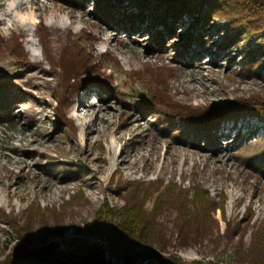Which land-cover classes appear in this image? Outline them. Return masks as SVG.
Instances as JSON below:
<instances>
[{"label":"rangeland","instance_id":"rangeland-1","mask_svg":"<svg viewBox=\"0 0 264 264\" xmlns=\"http://www.w3.org/2000/svg\"><path fill=\"white\" fill-rule=\"evenodd\" d=\"M100 2L28 0L23 25L0 33V207L10 212L0 214V264L35 263L50 245L66 257L74 242L123 264L88 224L106 205L142 199L168 228L173 207L207 200L228 251L173 240L159 254L168 264H227L232 244L264 230V33L224 46L235 33L225 18L163 24L137 4ZM93 236L107 246L88 244Z\"/></svg>","mask_w":264,"mask_h":264},{"label":"trees","instance_id":"trees-1","mask_svg":"<svg viewBox=\"0 0 264 264\" xmlns=\"http://www.w3.org/2000/svg\"><path fill=\"white\" fill-rule=\"evenodd\" d=\"M103 1L111 4V0H101V2ZM117 1L121 8L120 0ZM125 1L134 6L137 4L140 15L142 12L144 17H155L163 24L167 20V16L175 17L180 14L192 18L194 22L203 16L212 19L225 18L228 21V29L230 28L235 33L233 35L226 34L227 43L224 46L232 47L234 43L239 42L240 38L244 40V36L251 34V31H254V34L259 31L264 33V0H136V4L134 0ZM160 7L162 8L158 14L157 11ZM249 51L250 53L251 51L255 52L254 49ZM254 60L257 62V59ZM258 90L260 95L264 97V91L260 87ZM175 98L180 100L179 97ZM182 105L195 109V111L198 110V112L203 110L202 107H192L185 103ZM258 105L243 104L240 108L244 111L261 110L262 105ZM232 111L237 110L229 108L228 111L223 110L222 112L231 113ZM195 123L192 124L193 127ZM215 126L210 128L205 126L204 129L209 131L203 129V133L199 134V137L196 135L195 138L206 140V133ZM219 137H224V134L221 133ZM191 145L193 146L195 143ZM142 200L138 204H127L118 211L109 209L106 205L105 210L99 209L93 222L88 224L87 232L104 234L111 243L113 252L121 256L123 264H134L138 261L144 262L143 264H168L160 256L159 251H166L173 247V240L178 247L190 246L207 240V243L218 248L219 243L222 242L223 246L218 252L219 255L222 256L228 251L230 234L228 231L222 235L215 234L213 219L210 214L213 207L207 204V200L198 199V201L190 202V208L185 205L173 207L177 214L172 222V228H168L158 221L157 217L160 213H157L156 208L149 212L144 211L141 204ZM6 213L9 214L10 212H5L0 207V214ZM114 218H117L116 222L113 221ZM174 235L176 236L174 237ZM19 246L16 245V248ZM52 246L41 247L40 253L35 255V263H31L29 258H25V262L16 264H105L101 251L96 247L74 242L71 244L67 256L60 257L56 253V246H54L55 249ZM231 246L232 251L228 255L227 264H264V230L261 229L260 232H257L253 241L247 246L241 240ZM20 247L23 248L22 252H25L24 247ZM140 247L141 250L137 251V248ZM154 247L156 249L153 250ZM196 264L201 263L197 262Z\"/></svg>","mask_w":264,"mask_h":264},{"label":"clouds","instance_id":"clouds-1","mask_svg":"<svg viewBox=\"0 0 264 264\" xmlns=\"http://www.w3.org/2000/svg\"><path fill=\"white\" fill-rule=\"evenodd\" d=\"M28 0H0V33L5 36L10 35L9 28L14 27V21L21 26L25 21V16L19 9L22 4H27Z\"/></svg>","mask_w":264,"mask_h":264},{"label":"built area","instance_id":"built-area-1","mask_svg":"<svg viewBox=\"0 0 264 264\" xmlns=\"http://www.w3.org/2000/svg\"><path fill=\"white\" fill-rule=\"evenodd\" d=\"M90 240L91 241L88 243L90 245H96V246L98 245L99 247L107 246V242L98 236H93ZM105 256L108 258V253L106 251H105Z\"/></svg>","mask_w":264,"mask_h":264},{"label":"water","instance_id":"water-1","mask_svg":"<svg viewBox=\"0 0 264 264\" xmlns=\"http://www.w3.org/2000/svg\"><path fill=\"white\" fill-rule=\"evenodd\" d=\"M102 253V255H103V252H101ZM105 258V257H104ZM141 264H143V263H141Z\"/></svg>","mask_w":264,"mask_h":264}]
</instances>
